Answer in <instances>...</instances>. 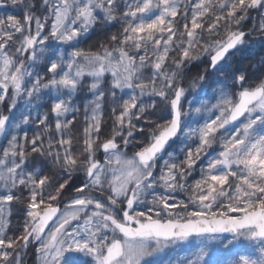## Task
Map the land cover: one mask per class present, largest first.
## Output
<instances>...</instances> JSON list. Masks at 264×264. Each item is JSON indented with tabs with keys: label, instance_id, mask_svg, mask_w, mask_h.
I'll return each mask as SVG.
<instances>
[{
	"label": "snow or ice",
	"instance_id": "6c2138e0",
	"mask_svg": "<svg viewBox=\"0 0 264 264\" xmlns=\"http://www.w3.org/2000/svg\"><path fill=\"white\" fill-rule=\"evenodd\" d=\"M40 4L41 15L32 11L35 4L26 5L23 23L13 16L0 19V104L10 101L11 113L23 101L27 112L11 129L12 118L0 114V136L28 124L35 108L48 106L35 118L45 126L46 146L44 134L29 139L25 133L23 143L12 134L0 150V264H24L30 245H36L39 264H88L81 256L90 264H146L169 248H184L187 255L158 264H222L219 257L235 255L244 241L252 253L238 255L231 264H264V79L246 87V75L233 71L229 60L246 45L243 22L249 10H259L254 30L264 34V0ZM114 22L122 31L109 37L110 44L96 52L80 47L95 27ZM201 55H207V67L190 87H203L210 77V86H223L216 104L194 109L218 114L191 127L185 122L190 113L183 107L182 82L184 69ZM260 64L264 70V60ZM229 80L239 91H227ZM126 89L132 94L118 97ZM84 91L91 98L83 104V148L77 155L71 130L80 107L74 101ZM106 104L113 128L101 140ZM158 106L168 119H151ZM146 127V142L129 155V145L137 143L136 134L145 135ZM181 137L182 146L169 150ZM217 144L218 155L189 185L197 163ZM99 150L103 163L96 158ZM177 151L183 159H177ZM35 157L42 158L39 166L29 167ZM81 171L84 179L62 210L56 202ZM185 191H190L188 201L176 202L173 194ZM14 202L25 205L18 235L9 234ZM141 204L152 206L135 210ZM193 240L195 250H190Z\"/></svg>",
	"mask_w": 264,
	"mask_h": 264
},
{
	"label": "rangeland",
	"instance_id": "374dc122",
	"mask_svg": "<svg viewBox=\"0 0 264 264\" xmlns=\"http://www.w3.org/2000/svg\"><path fill=\"white\" fill-rule=\"evenodd\" d=\"M28 3L35 4L36 7L32 9L33 12H35L36 15H41L43 12V8L40 4V0H23V2H19L16 4L12 3V0H0V19H4L7 21L8 16H13L21 21L23 23V17L25 13L28 11L26 5ZM260 12L259 10H254L253 18L250 20V23L248 26H245V22L247 19L243 22V30L248 32L249 34L245 37L246 39V45L243 46L242 50L235 51L230 55V63L233 71L239 70L247 77V82L245 84L246 87L248 86H255L260 82V79H264V70L261 69L260 61L264 60V34H261L258 31H255L254 29L258 27V24L260 23ZM50 27V25H49ZM35 29V24H33V30ZM47 31V28H46ZM122 31V25L120 22H114L111 25H98L93 30H91L83 39L80 44V47L85 49L86 51L96 52L100 50L101 44H110L109 37L112 34H119ZM223 31L221 32V36H223ZM54 44V42H53ZM63 47L61 46V50H63ZM171 55H175V53H172ZM208 59L207 55H201L199 60L191 61L188 65L191 66L195 64L196 62H201L203 59ZM171 62V56L169 58V63ZM187 68L184 69V76L183 79V87L186 89V94L184 99L182 100L183 107L185 111H188L190 115L185 118L186 123H190L191 127H197L198 124H202L205 119L208 118H214V115L218 114V111H214L211 113L205 112L201 114H197L194 112V109L196 107H200L201 105H207L208 107H211V105L216 104L218 102V94L219 89L223 86L219 83L211 85V77L206 79L203 82V87H201L199 84L193 88L190 87L193 80L198 77H189L187 74ZM38 70H41L40 66H38ZM204 73V72H203ZM202 73V74H203ZM109 80L111 79L110 75L107 77ZM222 79V77H221ZM90 82V78L86 80V83ZM227 84L229 85L227 91L229 92H236L239 91L238 86H234L232 84V81H227ZM132 94V90L126 89L124 92L117 93L118 97L123 96L124 99H127ZM91 96L86 92H81L77 95L75 98L74 103L80 107V111L76 113V121L74 125L72 126L71 135L73 137V144L72 149L74 154H79L80 150L83 148V131L85 127V117L83 112V104L87 102V99H90ZM145 101H148V97H144ZM152 99H157L153 97ZM10 105V101H6L3 104H0V114L9 115L12 119L9 122V128L11 129V125L13 122L18 123L20 121L21 113L27 114L25 106L23 101L20 102L17 108L13 109L11 113H9L8 108ZM48 112V106L47 104H44L43 107L35 108L31 113V119L29 120L28 124H22L19 129L10 130L9 134L7 136H0V150H2L4 147L8 146V140L10 139L12 134H16L18 138L22 140V137L25 133H27V136L29 139H31L34 135H40L44 134V125H38L35 122L36 116L43 115L44 113ZM69 118H71V114L69 115ZM161 118L168 119L169 116L167 112L163 110L162 107L158 106L156 110L153 111L151 119L157 122L161 121ZM50 121L52 120V117L50 116ZM243 119V118H241ZM113 120L114 117L111 114L110 106L108 104L105 105L103 110V122L101 125V133L100 137L101 140L107 138L113 128ZM141 126L143 125V121L140 122ZM234 127L233 125H230L229 128ZM52 131H54V126ZM45 139V146L47 144L48 134H44ZM135 139L137 143L129 145L127 152L129 155H131L134 151L139 150V148L143 145V143L147 140V127L145 128V135L136 134ZM183 137H181L178 140H175L173 142H170V149L169 150H177L181 145V140ZM188 143H195V141H188ZM219 144L214 145L212 149L209 150V154L207 156H203L201 161H199L196 165L195 171L192 172V174L188 177L187 183L189 185L193 184L196 180L200 179V170L201 168H206L207 162L210 158L218 155L220 151ZM177 159H183V153H180L177 151L176 153ZM96 158L103 163L104 161V153L102 150L97 151ZM167 156L165 155L163 159H166ZM31 159V158H30ZM42 158L35 157L34 159H31V164L29 167L32 166H39ZM162 165V160L159 162ZM50 167V165H49ZM46 174H50L48 172V169H45ZM157 174H159V167L156 170ZM78 178L77 181L78 184L81 183V181L84 179V173L81 171L79 173L73 174V179ZM74 186V185H73ZM77 186V185H76ZM71 190V194L68 197V199H61L57 201L56 203L58 206L63 210L64 206L70 202V197L73 194L74 187L69 188ZM164 190L162 188H158L157 192L162 193ZM99 196V194H96ZM175 196V201L179 202L181 200L187 202L188 197L190 195V191L185 192H176L173 194ZM100 199L104 200L106 202L105 197H100ZM152 197L148 196L147 200H151ZM24 204L23 203H15L12 206V212L11 216L9 217L11 223H10V230L9 234H19V226L22 225L24 220ZM150 204H141L135 206V210L137 211H146L148 207H151ZM195 206L190 205L189 210H194ZM195 241L193 240L192 246H185V248H189L190 250H195L194 248ZM35 247L36 245H30L27 253L24 255V264H39V260L37 258V255L35 253ZM235 255H222L219 257V259L222 261V264H231V262L238 258V255H249L252 253V247L247 242H241L236 245V248L234 249ZM187 255V252L184 248H181L179 250L174 249H166L164 253L159 254L158 256L149 257L146 260V264H158L160 260H168L173 259L176 260L181 256ZM81 259L88 261V264H90V258L81 256Z\"/></svg>",
	"mask_w": 264,
	"mask_h": 264
},
{
	"label": "trees",
	"instance_id": "16d2710c",
	"mask_svg": "<svg viewBox=\"0 0 264 264\" xmlns=\"http://www.w3.org/2000/svg\"><path fill=\"white\" fill-rule=\"evenodd\" d=\"M253 14H254V10H249V13H248V18H247V21L245 22V26H248L250 23V20L253 18ZM207 64H208V59H203L201 62H196L195 64L191 65L188 67L187 69V74L189 77H196L197 75H200L202 74L204 71H205V68L207 67ZM79 179L78 178H74L73 181H72V184L74 185L73 187H75L76 185H79L78 184V181ZM71 190H69V188L67 189V191L65 192L64 194V199H68V197L70 196L71 194Z\"/></svg>",
	"mask_w": 264,
	"mask_h": 264
},
{
	"label": "flooded vegetation",
	"instance_id": "af4514ba",
	"mask_svg": "<svg viewBox=\"0 0 264 264\" xmlns=\"http://www.w3.org/2000/svg\"><path fill=\"white\" fill-rule=\"evenodd\" d=\"M50 226H51V223H50Z\"/></svg>",
	"mask_w": 264,
	"mask_h": 264
},
{
	"label": "water",
	"instance_id": "95a60500",
	"mask_svg": "<svg viewBox=\"0 0 264 264\" xmlns=\"http://www.w3.org/2000/svg\"><path fill=\"white\" fill-rule=\"evenodd\" d=\"M51 223V222H50Z\"/></svg>",
	"mask_w": 264,
	"mask_h": 264
}]
</instances>
